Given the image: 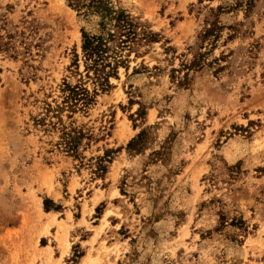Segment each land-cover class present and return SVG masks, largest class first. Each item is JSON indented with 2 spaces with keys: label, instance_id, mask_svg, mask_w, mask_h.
I'll list each match as a JSON object with an SVG mask.
<instances>
[{
  "label": "rangeland",
  "instance_id": "374dc122",
  "mask_svg": "<svg viewBox=\"0 0 264 264\" xmlns=\"http://www.w3.org/2000/svg\"><path fill=\"white\" fill-rule=\"evenodd\" d=\"M103 3L155 41L124 52L127 69L75 115L95 138L76 160L34 120L76 84L74 51L100 17L67 0H0V264H264V0ZM221 6L209 67L178 88L172 70Z\"/></svg>",
  "mask_w": 264,
  "mask_h": 264
},
{
  "label": "trees",
  "instance_id": "16d2710c",
  "mask_svg": "<svg viewBox=\"0 0 264 264\" xmlns=\"http://www.w3.org/2000/svg\"><path fill=\"white\" fill-rule=\"evenodd\" d=\"M67 1L69 7L76 11L93 8L94 13L100 17L101 31L99 35L82 32L80 54L74 51L73 56L74 74L77 76L76 84L70 85L63 82L59 87L57 98L51 97L50 101L43 102L41 113L35 118L34 124L41 127L45 133L58 132L57 148L73 159L79 160L81 159L80 149L89 146L95 138L90 130L75 126V115H86L96 104L99 93L111 89L109 79L117 77L119 67H127L124 52L131 53L143 41L153 43L155 35L142 29L140 24L124 11H114L106 7L103 0H93L87 5L83 0ZM225 10L224 6L210 10L209 17L204 23L205 27L197 37L192 59L189 62L182 61L178 70H172L174 74L172 79L177 82L178 88L183 89L189 84L192 79L190 74L209 67L206 63L208 53L203 51H206L208 47H213L220 38L224 27L219 22V16ZM227 10L229 11L230 8ZM229 30H232V27H229ZM7 38L10 39V35H7ZM2 48L7 51L11 47L0 35V50ZM80 62L83 66L82 72L79 71ZM133 73L135 74L136 70ZM175 75H181V77ZM143 135L144 133L141 132L128 144L127 149L138 153L144 146ZM110 153L105 152L103 157L94 159L93 168L97 176L101 177L106 173L107 165L110 163ZM52 206L54 211L60 209ZM44 209L50 210L47 200L44 201Z\"/></svg>",
  "mask_w": 264,
  "mask_h": 264
}]
</instances>
